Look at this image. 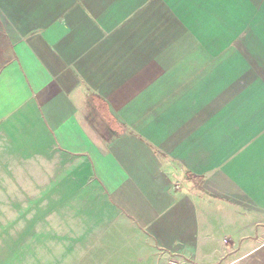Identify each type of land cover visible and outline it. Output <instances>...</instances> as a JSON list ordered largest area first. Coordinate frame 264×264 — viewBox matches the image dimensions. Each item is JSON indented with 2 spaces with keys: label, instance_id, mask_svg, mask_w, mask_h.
<instances>
[{
  "label": "crops",
  "instance_id": "crops-1",
  "mask_svg": "<svg viewBox=\"0 0 264 264\" xmlns=\"http://www.w3.org/2000/svg\"><path fill=\"white\" fill-rule=\"evenodd\" d=\"M2 141L67 264H264V0H0Z\"/></svg>",
  "mask_w": 264,
  "mask_h": 264
},
{
  "label": "rangeland",
  "instance_id": "rangeland-1",
  "mask_svg": "<svg viewBox=\"0 0 264 264\" xmlns=\"http://www.w3.org/2000/svg\"><path fill=\"white\" fill-rule=\"evenodd\" d=\"M17 146L0 142V264H67L70 239L55 234L69 232L64 230L68 226L58 222L49 200L39 204L44 175L24 160ZM179 187L177 183L175 190ZM158 253V264H162L169 254Z\"/></svg>",
  "mask_w": 264,
  "mask_h": 264
},
{
  "label": "built area",
  "instance_id": "built-area-1",
  "mask_svg": "<svg viewBox=\"0 0 264 264\" xmlns=\"http://www.w3.org/2000/svg\"><path fill=\"white\" fill-rule=\"evenodd\" d=\"M167 264H177L174 260H168Z\"/></svg>",
  "mask_w": 264,
  "mask_h": 264
}]
</instances>
